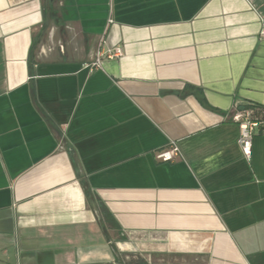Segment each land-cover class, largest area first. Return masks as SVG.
I'll return each instance as SVG.
<instances>
[{
	"label": "crops",
	"instance_id": "0c3cea01",
	"mask_svg": "<svg viewBox=\"0 0 264 264\" xmlns=\"http://www.w3.org/2000/svg\"><path fill=\"white\" fill-rule=\"evenodd\" d=\"M249 106L264 0H0V264H264Z\"/></svg>",
	"mask_w": 264,
	"mask_h": 264
},
{
	"label": "built area",
	"instance_id": "2783aa9c",
	"mask_svg": "<svg viewBox=\"0 0 264 264\" xmlns=\"http://www.w3.org/2000/svg\"><path fill=\"white\" fill-rule=\"evenodd\" d=\"M110 24L111 20L108 21ZM115 54H119V50L115 51ZM103 55L101 52L96 54V60L93 64L94 67L99 66L101 57ZM108 57H112L109 53ZM232 122L238 127V139L237 144L243 154L247 159L251 156L252 141L256 130L264 132V120L261 119L256 114V109L254 106H249L246 110L236 112L232 117ZM179 154L178 147L175 143H170L168 150L159 151L156 153L155 157L157 160L162 162L173 161L174 158Z\"/></svg>",
	"mask_w": 264,
	"mask_h": 264
},
{
	"label": "trees",
	"instance_id": "16d2710c",
	"mask_svg": "<svg viewBox=\"0 0 264 264\" xmlns=\"http://www.w3.org/2000/svg\"><path fill=\"white\" fill-rule=\"evenodd\" d=\"M256 109V114L257 116H259L261 119L264 120V109L258 106H254ZM100 216L102 218V221L104 222V224L112 227L113 223L112 220L110 219V217L108 216V214L105 211H101L100 212Z\"/></svg>",
	"mask_w": 264,
	"mask_h": 264
},
{
	"label": "rangeland",
	"instance_id": "374dc122",
	"mask_svg": "<svg viewBox=\"0 0 264 264\" xmlns=\"http://www.w3.org/2000/svg\"><path fill=\"white\" fill-rule=\"evenodd\" d=\"M128 258H129V264H132V263H137V264H141V263H144L143 262V260L141 259V258H139V256H137V255H134V254H130L129 256H128ZM131 262V263H130Z\"/></svg>",
	"mask_w": 264,
	"mask_h": 264
},
{
	"label": "flooded vegetation",
	"instance_id": "af4514ba",
	"mask_svg": "<svg viewBox=\"0 0 264 264\" xmlns=\"http://www.w3.org/2000/svg\"><path fill=\"white\" fill-rule=\"evenodd\" d=\"M131 263V262H130ZM132 264H137V263H132ZM140 264V263H139ZM142 264V263H141Z\"/></svg>",
	"mask_w": 264,
	"mask_h": 264
}]
</instances>
